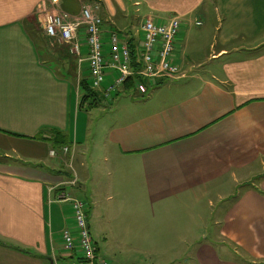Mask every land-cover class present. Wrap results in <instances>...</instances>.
Returning a JSON list of instances; mask_svg holds the SVG:
<instances>
[{"label":"crops","instance_id":"1","mask_svg":"<svg viewBox=\"0 0 264 264\" xmlns=\"http://www.w3.org/2000/svg\"><path fill=\"white\" fill-rule=\"evenodd\" d=\"M83 1L0 0V264L80 260L62 245L70 206L49 192L68 178L48 152L66 143L78 182L65 191L86 203L99 258L125 264L130 244L149 260L173 256L160 264H264V0H100L103 28L134 44L131 12L139 24L178 17L181 74L152 81L146 97L97 92L93 119L66 79L79 88L87 77L85 47L68 58L36 14L55 5L75 17ZM193 58L213 64L195 75ZM139 224L151 228L143 244Z\"/></svg>","mask_w":264,"mask_h":264},{"label":"built area","instance_id":"2","mask_svg":"<svg viewBox=\"0 0 264 264\" xmlns=\"http://www.w3.org/2000/svg\"><path fill=\"white\" fill-rule=\"evenodd\" d=\"M52 7L50 13L41 10L37 13L45 36L64 44L69 54L76 58L80 57L82 46L85 47L90 87L104 98L121 88L129 77L138 78L133 81L134 88L139 96L146 97L154 81L175 79L181 74L172 61L176 36L181 29L178 17L161 22L149 18L143 20L141 40L132 53L127 33L103 28L100 0L83 1L75 17L58 6ZM195 25L200 26L201 23L195 22ZM145 81L148 82L147 86L143 83ZM61 151L65 152L66 149L62 148ZM49 155L55 154L50 151ZM55 189L61 190L56 194V201L67 203L71 209L73 231L67 229L61 234L64 251L80 257L71 264H111L96 254L88 226L86 203L71 197L61 184L57 188H50L49 192Z\"/></svg>","mask_w":264,"mask_h":264},{"label":"rangeland","instance_id":"3","mask_svg":"<svg viewBox=\"0 0 264 264\" xmlns=\"http://www.w3.org/2000/svg\"><path fill=\"white\" fill-rule=\"evenodd\" d=\"M128 22H130L132 24V26H131L132 30L129 33L133 34L134 36H137L139 34L140 37H142V32H141V26L139 24V19H136L132 12H131V15L128 18V21L126 23V27H128V25L130 24ZM36 25H37V23H36ZM43 35L45 36L44 31H43ZM46 38H48V37H46ZM50 40H52V39H50ZM57 46L60 48V50H62L64 53H66L68 55V58H70L69 56H71L72 58H75L73 55L69 54V50L64 44H61V46H59V45H57ZM193 59H194V63L195 64H188L187 65V69H189L191 71V73L195 74V75H198L201 72L202 73L208 72L209 71V66H211L213 64L211 61H205V63L211 62L212 64L210 63L207 66H204L202 64L201 60H199L198 58H193ZM196 65H201V66H196ZM58 72H60V70ZM87 75H88V71H87ZM66 79L69 81L68 87L70 88V91L72 92V95H74L75 91H76V95H77V99H78V103L77 104H78L79 116H83L84 115L85 117H87V114H90L92 116V119H93L96 115L101 114V112H100L101 108L96 107L97 103H95V100H93L91 97H89V98L88 97H84L83 98V93H82L83 91L80 88L77 87V81L72 80L70 75H68ZM80 81H78V82L80 83ZM118 90L110 93V95L108 97H105L104 99H106V101H111L113 99V98H111L112 94L113 93L115 94ZM94 108H98V109H94ZM73 110L75 111L74 108H73ZM70 114H71V112H70ZM69 116L70 115H69L68 111L66 110L65 121H64V124L61 126V128L58 129L59 131H67L68 122H69ZM74 119H75V116L70 121V127H73ZM74 146H75V144L73 143V147L70 148L68 143H66V144H62L58 149H54L53 148V149L49 150V152L53 151L54 154H55L54 156H50L49 155L50 157L57 158L58 156H60V159L64 161V166L66 167V170H67V173L64 172V175L68 179L64 180V182L61 183V187L64 188L65 190L69 189V188L71 189V188L77 186L76 183L78 182L77 174H76L77 172H76V169H75L76 165L75 166L73 165V159H74V150H73V148L75 149ZM80 147H84V145H80ZM62 148L66 149V151L62 152L61 151ZM49 152H48V154H49ZM254 170H256L257 173H259V174L262 173L261 172V164H260V162H255V164L252 165L253 173H254ZM147 191L148 190L146 188L144 191L140 192L138 194L136 200L145 198L147 196ZM73 198H75V197H73ZM233 201H234V199H230L228 201V203H231ZM136 228H137V230H136L135 234L139 237L140 243L143 244V242H147V240H149V239H143V238H146L149 235H151L150 225L149 224H139V225L136 226ZM141 239H143V240H141ZM123 250L125 252L122 254V258L121 259H122V261H123V259H124V261H126V262H122V263H125V264H160V262L161 263L169 262L173 258V256H171L170 254H165V255H161V256L154 255L149 260V258L146 259L143 256H140L139 254H136L137 252L132 250V246L130 244L129 245H125ZM125 258H127V259H125ZM115 261H117V260H115ZM117 262H120V261H117Z\"/></svg>","mask_w":264,"mask_h":264},{"label":"trees","instance_id":"4","mask_svg":"<svg viewBox=\"0 0 264 264\" xmlns=\"http://www.w3.org/2000/svg\"><path fill=\"white\" fill-rule=\"evenodd\" d=\"M142 23V22H141ZM140 26H141V24H140ZM132 40H133V37L132 38H130L129 39V41H128V45H129V47H130V50H131V52L132 53H134V48H136L137 46H138V44H139V42H140V40H141V37H140V39H139V41H138V39H137V43H132ZM175 46V45H174ZM173 54H174V52H173ZM179 70H180V68H179ZM136 79H138L137 77H129L128 79H127V81L124 83V85L121 87V88H119V89H124V90H126V89H130V90H132V89H134L135 90V88H134V84H133V81L134 80H136ZM144 83V85H148V82L147 81H145V82H143ZM79 88L83 91L82 93H83V98L84 97H91L93 100H95V103H98V101H96V99H95V97H97V92L96 91H93L92 89H91V87H90V82H89V80H88V75H87V77L86 76H84L82 79H81V81H80V83H79ZM149 88V87H148ZM135 93H137L136 92V90H135ZM97 105V104H96ZM58 191H61V190H56L55 192H54V194L56 195L57 194V192ZM73 257H75V255H73V256H71V259H73ZM76 261H78V259L76 260Z\"/></svg>","mask_w":264,"mask_h":264}]
</instances>
